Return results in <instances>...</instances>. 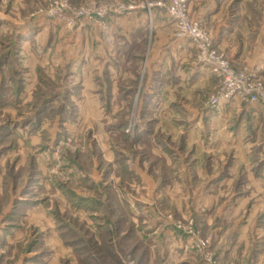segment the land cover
<instances>
[{
    "label": "rangeland",
    "instance_id": "1",
    "mask_svg": "<svg viewBox=\"0 0 264 264\" xmlns=\"http://www.w3.org/2000/svg\"><path fill=\"white\" fill-rule=\"evenodd\" d=\"M158 1L0 0V264H264V0H188L222 97Z\"/></svg>",
    "mask_w": 264,
    "mask_h": 264
},
{
    "label": "built area",
    "instance_id": "2",
    "mask_svg": "<svg viewBox=\"0 0 264 264\" xmlns=\"http://www.w3.org/2000/svg\"><path fill=\"white\" fill-rule=\"evenodd\" d=\"M127 5H124V3H119L118 6H116V9L120 10H131L133 9L135 5V0H125ZM157 5H162L166 8L168 13L170 14V17L172 18L175 27L178 30V34L189 38L192 40V42H195L198 47L202 50L201 54L203 55L204 59L209 63V67L213 71H219V72H225L229 75L227 78V81L229 83L226 85V87L223 88V91L220 93V96H229L237 94L239 90L238 88V82L239 80H236L233 77L234 71L227 65L225 61H218L214 55V50L211 49L210 43L207 40V37L204 36L202 29L199 27V24L197 21L191 19L188 15V0H159ZM232 79V81H231ZM246 89V88H245ZM243 96L250 97L251 100H255L257 98V92L249 93L247 90L242 91ZM259 97L264 98V93L259 95ZM218 97L213 98V102H217Z\"/></svg>",
    "mask_w": 264,
    "mask_h": 264
},
{
    "label": "crops",
    "instance_id": "3",
    "mask_svg": "<svg viewBox=\"0 0 264 264\" xmlns=\"http://www.w3.org/2000/svg\"><path fill=\"white\" fill-rule=\"evenodd\" d=\"M196 0H189V4L190 5H194L195 7V10L192 12V16L197 18L200 22L204 21V20H208V19H212V16L215 15L217 12H219V6H216L215 3H213L211 1L210 4H207V6H204V5H200L198 8H196ZM138 10H135L132 12V15L130 17H132V22L131 24H126V23H123V19L124 17H122L121 21L122 23L119 24L121 25L120 27L123 28V30H130V29H137V26L138 25H134L136 22L134 20H137L139 18V16L136 15V12ZM137 24V23H136ZM126 25V26H125ZM125 26V27H124ZM143 30V29H142ZM137 40V38H136ZM138 41V40H137ZM179 52L181 55V57H188V54H186V46H182L181 48H179ZM198 77H204V71H200L199 74L197 75V78Z\"/></svg>",
    "mask_w": 264,
    "mask_h": 264
}]
</instances>
